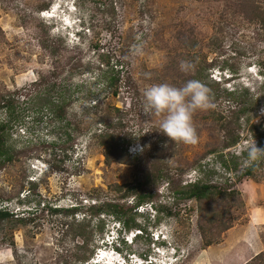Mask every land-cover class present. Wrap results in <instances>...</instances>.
Instances as JSON below:
<instances>
[{"label":"rangeland","instance_id":"1","mask_svg":"<svg viewBox=\"0 0 264 264\" xmlns=\"http://www.w3.org/2000/svg\"><path fill=\"white\" fill-rule=\"evenodd\" d=\"M0 28V95L21 92L17 105L24 115L5 134L13 160L0 166V209L13 218L0 223V264H63L68 252L86 250L92 258L72 264H246L264 254V159L252 163V178L244 175L248 146L255 140L264 147V0H0ZM103 51L123 67L126 87L116 97L102 98ZM181 61L194 69L181 71ZM41 74L71 99L66 132L46 114L33 120L41 100H31L49 88L39 84ZM191 79L206 85L214 107L194 114L198 142L184 144L160 133L162 117L146 111L143 91ZM244 94L247 114L228 126L239 142L228 146L219 114L230 117L232 101ZM110 106L120 110L112 111L111 122L121 121L114 133L125 140V151L111 153L124 162L107 164L94 134L108 128L103 116ZM145 175L143 191L152 193V204L131 210L133 196L111 192L109 185H134ZM195 182L240 192L208 207L231 228L207 248L197 202L172 193ZM94 197L129 207L125 219L141 228L125 232L105 218L103 237L96 220L69 212ZM83 231L87 246L76 236ZM100 252L105 255L98 259Z\"/></svg>","mask_w":264,"mask_h":264},{"label":"trees","instance_id":"2","mask_svg":"<svg viewBox=\"0 0 264 264\" xmlns=\"http://www.w3.org/2000/svg\"><path fill=\"white\" fill-rule=\"evenodd\" d=\"M2 34V30L0 28V35ZM45 50H50L51 55L56 56L59 52V50L54 47L53 44L50 46H46L44 43L40 45ZM52 49V50H51ZM123 51L121 50V53ZM112 52L107 51L106 53H103L99 55V59L101 61L100 65L102 66L101 73L98 76L99 81L102 82V85L104 87V90H107V94L102 98H108L111 96H118L120 91L122 90V85L126 87V83L123 81V72H122V66L120 65V62L117 60V64L112 65L111 59L114 58ZM39 84L41 86H49V88L45 89L44 91H40L39 95H36L34 98H32L31 101L35 100L37 103L38 101L36 99H40V105L37 109H35V117H33V120H41L42 116L45 114L49 116V120L54 124V128H61V130H64L66 132V126H65V119H66V110L68 109L69 100L70 97L67 96L66 92L64 90H60L57 83H52V85H49L48 80L46 79L43 74L39 76ZM129 86V83H127ZM230 97L234 94L233 92L229 93ZM23 95L19 91L14 92H8L7 94L0 95V111L3 114L0 118V166H2L6 162H11L12 156L10 155L9 151H11L9 148L6 147V141H5V134L7 132V128L11 126L20 125L24 119L23 110L18 107L17 103ZM241 99L239 101H232L233 105L229 109L230 117H227L223 115V112L219 114V121L222 122L221 127L225 128V134L226 138L229 139L228 146H235L238 142V138L230 137L232 134L231 131H228V126L230 123H238L239 120L247 114V107L245 104V94L241 95ZM237 98V97H236ZM238 100V98H237ZM103 103V99L95 100L92 104L93 108H96L100 105V103ZM241 102L242 104H240ZM112 111L120 113V110L116 107L110 106L108 107V113L103 116V121L107 122L104 123L108 127L106 131H104L101 134L95 133L94 138L97 139L98 143L104 148L105 151V160L107 164H110L111 161H119L124 162L122 157H119L121 155L120 151L124 150V139L119 137L118 135H115L114 130L121 125V121L114 125L112 121L111 113ZM227 128V129H226ZM77 130H79L77 128ZM69 133V131H68ZM68 139H71V133L67 134ZM69 141H66L68 143ZM115 152L116 154H120L115 159L111 158V153ZM115 155V154H114ZM111 160V161H110ZM254 164H250L244 172V175L247 177L252 178L253 172H254ZM162 172L160 171L156 175V179L162 177ZM149 176L145 175V178L142 180H138L134 185L132 184H112L109 185L111 192L117 194L118 196H121L122 199L129 200V196H133V199L135 201V205L131 210H136L138 208H142L145 205L152 204L153 203V195L152 193H146L144 188L148 186V179ZM140 192V196L137 195V193ZM172 193L183 200H195L198 204V212H199V224L198 228L202 237L203 241V247L207 248L213 243H219L215 238L217 235L223 233L224 231H227L231 228L230 223H225L213 209H208V207L211 205V202L216 201H233L237 197H239L240 192L237 190H224L222 188L217 187L216 185L201 183V182H195L191 184H186L184 186L179 187H172ZM91 203L86 206L82 210H71L69 211L71 214H74L73 211H81L84 220L87 222H93L96 220V223L94 224L96 227V230L98 233L103 235L105 237V218H113L119 222L120 225H122L121 230H124L125 232H128L132 228H138L139 226H130L129 221L126 220V216L129 215V207L126 208L125 205L118 203L115 200H109V199H98L97 197L91 198ZM40 204V203H39ZM41 205V204H40ZM39 205V206H40ZM44 206V205H43ZM130 210V211H131ZM13 213L11 211H7V209H0V223L4 220H9L10 218H13ZM15 221L24 222V219H18L16 218ZM88 226L84 227L87 228ZM141 228V227H139ZM214 228V229H213ZM211 230L215 231V234L211 233ZM141 231V230H140ZM142 232V231H141ZM81 238H83V245L87 246L88 244V238L86 231H83L82 233H78V235ZM122 243L124 241H121ZM90 253H88V250L84 252L83 255H77V253H67V256L65 258V263L63 264H72L75 261L76 262H82L86 263L88 262L92 256H89ZM92 254V253H91ZM90 254V255H91ZM246 264H264V254L259 253L255 257H253L249 262Z\"/></svg>","mask_w":264,"mask_h":264},{"label":"clouds","instance_id":"3","mask_svg":"<svg viewBox=\"0 0 264 264\" xmlns=\"http://www.w3.org/2000/svg\"><path fill=\"white\" fill-rule=\"evenodd\" d=\"M136 51L139 52L138 47ZM180 69L188 72L194 69V65L191 61H181ZM143 96L146 111L162 117L159 122L160 133L169 140L184 144L198 142V132L193 120L194 114L198 110L203 111L214 107L209 89L195 79L188 80L179 87L168 83L151 84L144 89ZM136 150L142 151L139 145ZM260 159H264V147H257L253 140L246 149L244 163H254ZM104 255L105 253L100 252L96 257L101 259ZM108 255L112 257L111 254Z\"/></svg>","mask_w":264,"mask_h":264}]
</instances>
